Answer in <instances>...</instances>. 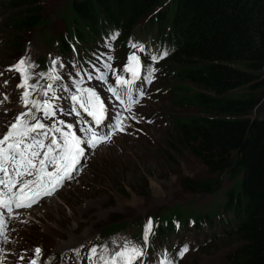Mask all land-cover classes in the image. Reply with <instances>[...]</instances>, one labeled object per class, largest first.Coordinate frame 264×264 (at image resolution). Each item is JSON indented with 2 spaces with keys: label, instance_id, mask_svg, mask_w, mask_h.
<instances>
[{
  "label": "rangeland",
  "instance_id": "374dc122",
  "mask_svg": "<svg viewBox=\"0 0 264 264\" xmlns=\"http://www.w3.org/2000/svg\"><path fill=\"white\" fill-rule=\"evenodd\" d=\"M42 14L43 23L22 32L16 40L18 33L12 35L3 27L5 14L0 7V95L5 103L0 106V123L4 128L1 133L4 135L6 126L11 125L15 115L22 112L19 100L22 89L16 87L20 76L15 71L7 70L21 57L30 59L36 66L32 69L35 73L47 72L52 66V59L58 58L57 73L61 80L52 82L47 78L33 77L30 83L39 80L40 85L33 96L43 101L44 86L53 83L55 95L59 99L50 102L62 109L57 112L56 119L74 124V130L82 139H88L90 133L80 129L90 127L100 135L110 131L118 113L125 129L116 132L110 141L100 143L95 149L85 146L86 154L78 165L79 171L71 179L64 181L51 198L40 201V204L33 206L34 209L24 211V219L8 223L13 232V236L8 237L11 244L7 243L11 249L4 251L0 247L2 253H8V262L13 264V258L20 261L23 256L29 264L35 258V249L40 248L44 251V264L46 261H50L49 264H78L79 261L80 264H94L100 254L110 256L120 250L126 241L141 246L138 232L144 228L149 218L156 219L173 209H178L189 218L193 213L215 211L223 200V191L233 184L234 179L227 173L219 174L220 186L213 193L190 191L182 186L181 178L185 175L203 178L213 174L207 173L197 158L173 147L174 131L170 119L190 110L189 107L177 106L172 102V95L176 90L174 85L179 81L167 73L170 65L166 58L157 61L151 59L152 56H159L162 49H155L159 52L155 55L151 52L154 44L141 51L132 47L133 44L140 45L137 41L120 46L109 37L100 43L98 38L95 42H76L77 46L72 42L68 50L59 52L58 36H64L70 41L74 39L68 22L69 0H43ZM141 23L142 21L134 27L133 34L139 39L147 33L152 36L153 28L143 29ZM132 53L140 57L141 79L136 81L133 91V96L139 103L133 104L129 112L107 91V86H116L112 69L117 74L130 78V74L125 73L123 68ZM108 56H112V59L108 60ZM60 63L64 65L63 68L59 67ZM105 63L111 64V69H105ZM149 67L156 69L151 84L143 80ZM104 71L108 72L107 84L95 79ZM89 73L92 79L88 78ZM262 73L264 74V68ZM81 79L82 88H94L105 101V119L100 126L95 123L92 126L89 122L91 117L82 110L80 118L68 114L73 106L68 99L70 93L75 91L73 80ZM5 81L8 82L6 85ZM64 88L70 91L66 92ZM139 88L145 90L143 97H139L136 92ZM5 94L9 103L4 100ZM52 95L49 93L50 97ZM259 96L260 104L255 112L264 109V99L261 94ZM36 115L39 117L42 114ZM133 116L135 119H132ZM77 119H83L85 123L76 124ZM43 122L51 124L53 121L48 119ZM224 217L227 218V215ZM216 218L217 216L212 220L216 221ZM187 220L182 230L176 231L175 236L171 235V231L168 233V241L164 247L160 248L159 243H163L161 237L167 231L162 236L150 238L146 255L135 264H160L159 255L163 257L168 248L170 253L164 258L173 260L174 264H228V254L241 241L212 220L213 225L207 227L202 224L199 230L193 228L191 220ZM120 221L122 224L119 226H124L123 228L114 226ZM153 241L158 244L157 248ZM184 245L188 246L189 251L180 257L178 252ZM93 247L97 250V256L90 260V250ZM105 247L106 253L103 251ZM0 260L5 261L2 258Z\"/></svg>",
  "mask_w": 264,
  "mask_h": 264
},
{
  "label": "trees",
  "instance_id": "16d2710c",
  "mask_svg": "<svg viewBox=\"0 0 264 264\" xmlns=\"http://www.w3.org/2000/svg\"><path fill=\"white\" fill-rule=\"evenodd\" d=\"M42 1L0 0L3 27L17 32V40L40 26ZM69 8L78 42L118 32L122 45L140 21L143 29H155L153 40L169 52L167 73L179 81L172 102L190 110L170 119L173 147L213 174L185 175L182 186L213 193L219 174L234 179L215 211L189 213L193 228L219 223L241 241L228 254V264H264V109L255 112L259 94L264 99V0H69ZM57 44L60 51L69 49L64 36ZM188 218L178 209L152 218L150 236L181 231Z\"/></svg>",
  "mask_w": 264,
  "mask_h": 264
},
{
  "label": "snow or ice",
  "instance_id": "6c2138e0",
  "mask_svg": "<svg viewBox=\"0 0 264 264\" xmlns=\"http://www.w3.org/2000/svg\"><path fill=\"white\" fill-rule=\"evenodd\" d=\"M119 33H113L110 37L115 40ZM107 43V42H106ZM107 46L110 47V44ZM132 47L144 50L143 45L133 44ZM169 55L167 50L159 56H152L153 61L162 60ZM112 56H108L111 60ZM51 67L47 72L35 73L32 71L36 66L28 57H21L16 64L10 66L8 71H15L20 76L17 84L20 93V103L26 110L19 113L14 122L8 127V131L0 137V209L6 210L11 215L15 209H25L32 207L41 198L52 196L63 182L72 178L75 172L79 171L78 165L86 154V147L95 149L100 143L108 142L116 132H122L125 125L120 114L116 115L115 123L111 130L98 134L92 128L80 129V131L90 133L88 139H82L74 130V124L67 123L65 120L56 119L57 112L62 111L58 105H54L50 100L59 99L55 95L53 83L44 86L43 101L34 98L33 93L38 92L39 80L30 83L33 77L47 78L55 82L61 80L57 73L58 58L52 59ZM60 63L59 67L63 68ZM111 64L105 63V69H111ZM140 57L132 53L127 58L123 71L130 74V78L119 75L112 69L115 76L116 86L108 84L107 91L115 98L119 105L124 106L125 110L131 111L133 104H138L139 100L133 96L134 85L140 80ZM155 68L149 67L143 80L151 84L154 79ZM2 75V73H0ZM77 75H80L77 72ZM89 79L92 75L87 74ZM108 72H100L95 79L107 84ZM83 80H73L74 92H71L68 99L72 102L69 115L81 117V110L91 117V122L96 126L102 125L105 119L106 106L101 95L94 89L80 85ZM8 82L5 81V85ZM64 91H70L64 88ZM139 97L146 93L143 88L136 89ZM49 93H53L50 97ZM8 97L5 94L4 100ZM3 103V101H0ZM36 113H41L37 116ZM52 119L51 124L43 121ZM135 119V116L132 117ZM34 121V122H33ZM85 123L83 119H77L76 124ZM84 145V146H82ZM177 228L179 224L177 223ZM7 224L5 222V212H0V239L7 242ZM154 234V222L148 219L144 226L142 235L143 247L126 241L120 250L115 251L110 256L100 254L94 264H135L146 255V248L149 244L150 235ZM3 250L0 249V252ZM107 252L105 247L103 250ZM189 251L188 246L184 245L179 250L178 255L183 257ZM42 253L40 248L35 249V258L29 264H37ZM97 256V250L93 247L90 250L89 259ZM22 256L20 259H23ZM160 264H174L171 259L161 261Z\"/></svg>",
  "mask_w": 264,
  "mask_h": 264
},
{
  "label": "bare ground",
  "instance_id": "6f19581e",
  "mask_svg": "<svg viewBox=\"0 0 264 264\" xmlns=\"http://www.w3.org/2000/svg\"><path fill=\"white\" fill-rule=\"evenodd\" d=\"M35 78H37L36 76H35ZM54 92H55V89H54ZM50 94H53V93H50ZM2 96L0 95V101H2ZM8 103L10 102L9 101V98L6 100ZM41 101V100H40ZM5 103H0V106H3ZM22 108V107H21ZM26 109L25 108H22V112L23 111H25ZM20 111V110H19ZM18 115V114H17ZM17 115H15L16 117H17ZM66 119H67V115H66ZM15 120V119H14ZM14 120H13V122H14ZM73 120V122H75V119L73 118L72 119ZM10 126V125H9ZM9 126H6V128H5V131L7 132L8 131V127ZM2 129H4L3 128V126L1 125V123H0V137H3V134L1 133V130ZM5 132V133H6ZM57 192V191H56ZM55 192V193H56ZM52 196H46V197H43V198H41L38 202H37V204H33L32 205V207H30V208H25V209H15L14 208V210H13V213L11 214V215H9V214H7L6 213V210H3V209H0V212H5V222H6V224H7V229H6V235H7V238L8 237H12L13 235H12V229H10L9 228V222H14L15 220H22V218L24 219V215H23V213H24V211H28V210H31V209H34L33 208V206L34 205H38V204H40V201L42 202V200H45V199H47V198H51ZM35 207V206H34ZM9 228V229H8ZM14 230H15V228H14ZM15 232V231H14ZM17 236V235H16ZM15 237V236H14ZM18 237V236H17ZM7 243H10L9 242V240L7 239V242H4L3 241V239H0V247L2 248H4V251H5V249L6 250H10L11 248L10 247H8V245H7ZM11 244V243H10ZM9 244V245H10ZM32 250V249H31ZM33 251V250H32ZM43 253H44V251H42V253H41V255H40V257H39V264H44V260H42V257H43ZM8 255V253L7 252H5V253H2V252H0V258H2V259H4L5 261H1L0 260V264H10L8 261L10 260L9 258H7L6 256ZM14 256H16V255H14ZM9 259V260H8ZM31 261V260H30ZM49 262L50 261H46V264H49ZM13 264H28L27 263V261H26V258L24 257L22 260H20V261H15V258H13V262H12ZM81 263V261H79V263L78 264H80Z\"/></svg>",
  "mask_w": 264,
  "mask_h": 264
}]
</instances>
